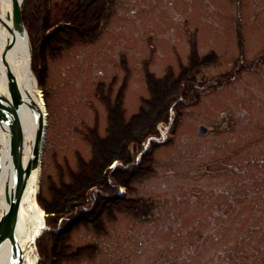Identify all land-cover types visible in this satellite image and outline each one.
I'll use <instances>...</instances> for the list:
<instances>
[{
	"label": "rangeland",
	"instance_id": "374dc122",
	"mask_svg": "<svg viewBox=\"0 0 264 264\" xmlns=\"http://www.w3.org/2000/svg\"><path fill=\"white\" fill-rule=\"evenodd\" d=\"M73 1L20 6L43 105L36 264L43 237L64 225L40 200L91 159L95 134H111L118 98L120 122L144 121L151 133L130 161L106 167L111 190L91 189L83 210L99 193L135 202L108 204L97 227H73L61 264H264V0H104L97 29L67 46L53 33L69 25ZM149 76L154 88L184 81L166 118L151 120Z\"/></svg>",
	"mask_w": 264,
	"mask_h": 264
},
{
	"label": "trees",
	"instance_id": "16d2710c",
	"mask_svg": "<svg viewBox=\"0 0 264 264\" xmlns=\"http://www.w3.org/2000/svg\"><path fill=\"white\" fill-rule=\"evenodd\" d=\"M105 11L106 4L104 0H102V3H99L98 0H75L64 8L63 11L62 20H64L63 22H68L69 25H56L53 34L58 37L61 36L60 42L67 46L74 41L85 40V38L94 32L93 29H97V25L104 17ZM89 32L90 34H88ZM196 55V52H194V55L191 57L192 65L200 62ZM185 74H188L186 70L181 75ZM148 79L150 84L149 90L152 93L153 99L150 100L151 103L149 104L146 102L151 108H155V110L153 109L154 111L149 112L152 117L151 120H156L160 116L166 118L168 115V104L178 98L177 92L179 94V89H181L180 82L184 81L178 78L172 81L170 86V81L165 77L164 79L154 81V88L152 86V78L149 76ZM156 88L161 92H157ZM162 88H164L163 91ZM153 101H156L157 104L153 105ZM119 103L118 98L115 106L112 109L109 108L111 109L109 112L110 121H113L111 134L105 139H101L95 134L94 143H92L93 155L91 159L80 161L77 171L70 174L68 182H62L59 186L52 187L50 189V198L45 201L40 200V204L47 213V216H49V219L52 222H58L59 219H62L64 225L59 231H49L46 233L45 238L43 237V241L39 244L40 259L37 264H61L62 261L69 258L67 257L66 250L68 251L70 247L69 234L73 227H76L78 224L87 223H94V226L97 227L98 218L108 204L112 205L114 203V206L121 208L124 206L127 208L129 205H124L125 203L128 201L135 202L125 197L115 196L113 193L112 196L110 193L106 196L99 193L98 197H96L97 199H94L89 209L87 211L83 210V207L89 204L87 195L91 189L98 188L106 193L111 190L107 176L105 175L106 167L113 160H121L124 163L130 161V147L142 141L144 135L151 133V131L147 133L143 132L145 130L142 126L144 121L137 122L138 125H133L131 122L123 125L125 123L120 122L122 118L118 110ZM118 121L120 122L119 124H122L118 125ZM153 124L150 123L147 126L152 128ZM123 127H128L126 135H121L120 133ZM107 130L110 131V128ZM120 174L117 173L121 177V184L127 186L130 178L126 180V177ZM75 210H78L76 215L73 214ZM51 224L50 222L49 225ZM51 252H53V256H58L59 258L50 259Z\"/></svg>",
	"mask_w": 264,
	"mask_h": 264
},
{
	"label": "bare ground",
	"instance_id": "6f19581e",
	"mask_svg": "<svg viewBox=\"0 0 264 264\" xmlns=\"http://www.w3.org/2000/svg\"><path fill=\"white\" fill-rule=\"evenodd\" d=\"M24 0H0V94L11 111L0 109V219L16 187L18 171L10 154L11 126L19 133L12 142L14 156L26 166L33 156L43 105L31 69L28 33L16 23L17 6ZM39 160L32 166L20 194L13 235L0 239V264H36L34 240L44 228L43 210L36 201ZM20 258L14 256V247Z\"/></svg>",
	"mask_w": 264,
	"mask_h": 264
},
{
	"label": "water",
	"instance_id": "95a60500",
	"mask_svg": "<svg viewBox=\"0 0 264 264\" xmlns=\"http://www.w3.org/2000/svg\"><path fill=\"white\" fill-rule=\"evenodd\" d=\"M16 23H17V26H19V28L25 30V27L22 21L20 6H17V10H16ZM0 109H7L11 111V105L9 101L8 100L6 101V99L1 94H0ZM43 125H44L43 119L40 114L37 137H36L35 147L33 150V156L28 161V164L26 166L21 165L19 159L14 156V151L12 148V142L16 139L19 133V126H18L17 121H15V123L13 122L11 126L12 130H11V139H10V154L12 156L14 166L17 168L18 175H17V180H16L15 191L13 192V195L11 196V198L8 200V207L4 211L2 218L0 219V239H2L5 236L11 237L13 235L14 224H15L21 191L23 189L25 181L30 175V170L32 166L37 162V160H39V157H40V148H41L43 128H44ZM205 130H206L205 126L201 125L198 128V133L202 134L205 132ZM16 248L17 247L15 246L14 256L17 257V259H19L20 256L17 253Z\"/></svg>",
	"mask_w": 264,
	"mask_h": 264
}]
</instances>
